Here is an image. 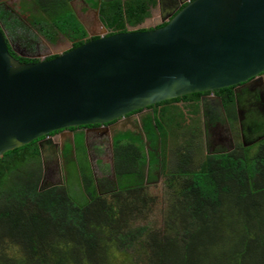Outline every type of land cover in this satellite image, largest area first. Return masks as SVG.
Listing matches in <instances>:
<instances>
[{
	"label": "trees",
	"instance_id": "1",
	"mask_svg": "<svg viewBox=\"0 0 264 264\" xmlns=\"http://www.w3.org/2000/svg\"><path fill=\"white\" fill-rule=\"evenodd\" d=\"M73 1L17 0L15 8L0 2L1 31L6 40L27 33L30 39L40 35L51 44L62 35L71 48L78 47L98 36H88ZM84 3L96 10L111 35L142 24L157 0ZM10 53L21 63L38 61ZM234 88L214 92L230 122L244 107L245 135L254 132L261 138L251 144L236 141L231 151L202 156L198 120L185 122L184 110L174 105L179 98L156 104L159 109L154 105L152 114L143 119L146 140L155 147L159 138L160 152L173 151L180 159L174 164L171 160L165 173L169 206L161 223L149 218L155 199L147 190L156 179L157 148L146 153L139 135L114 134L115 181L106 176L94 180L85 162L82 133L76 134L74 146L66 145L62 151L64 184L41 186L44 168L37 140L4 153L0 264H264V114L251 104L247 92ZM202 93L208 92L182 96L184 102L191 101L188 107L195 113ZM75 184L80 190L77 199L70 196Z\"/></svg>",
	"mask_w": 264,
	"mask_h": 264
},
{
	"label": "water",
	"instance_id": "2",
	"mask_svg": "<svg viewBox=\"0 0 264 264\" xmlns=\"http://www.w3.org/2000/svg\"><path fill=\"white\" fill-rule=\"evenodd\" d=\"M141 28L107 35L102 26L97 38L29 63L11 55L0 28V157L55 131L264 72V0H190L165 25Z\"/></svg>",
	"mask_w": 264,
	"mask_h": 264
},
{
	"label": "flooded vegetation",
	"instance_id": "3",
	"mask_svg": "<svg viewBox=\"0 0 264 264\" xmlns=\"http://www.w3.org/2000/svg\"><path fill=\"white\" fill-rule=\"evenodd\" d=\"M189 0H157V4L161 3L163 6L167 5L169 6L168 9L165 11V13L162 15V22H165L169 19L170 15L175 13L177 9L183 5L184 3H187ZM159 23V24H160ZM146 29V28H145ZM97 36V34H91L89 37ZM62 38L59 36L56 43L58 44L61 42L64 44V47L61 48L59 51L47 55L42 58H38L35 56H30L29 54L31 52H34L38 49L36 47V44L34 42V39L28 38V34H24V37L22 40H19V38H11L9 41V38H7L8 45L10 51H12L15 55L21 58H31V59H37V60H45L48 56L51 55H58L59 53L68 51L71 49L72 44L69 42L66 38L65 43L62 41H59V39ZM21 42V43H19ZM55 44V43H54ZM60 44V43H59ZM34 50V51H33ZM30 52V53H29ZM234 91L236 92H247L249 95V99L251 100V104H254L257 111H259L261 114H264V72L259 74L256 78L251 79L243 84H239L235 86ZM179 101L174 102V105L179 106L182 110L185 112L186 117V123H190V120L196 119L198 120L200 129H201V138H202V156L203 155H215L219 153H224L231 151L234 149L236 141L243 142L244 144H251L256 139L261 138L257 137L258 134L252 132L247 133L245 135V132L247 129H245V111L242 109H237V117L235 122H230L228 112L223 107V103L221 102L220 96H217L214 91H208V93H202L198 100V107L197 112H193L188 107L189 104H191V101L184 102L182 97H179ZM248 100V99H246ZM248 103H250L248 101ZM159 104V103H158ZM156 107H161L159 105L154 104ZM149 106L147 108L134 111L120 119L114 120L111 123L103 124V125H90V126H76L73 128H66L59 131H55V133H50L40 139L37 140L41 141V144L43 146V152L42 157L43 159L46 156H52L53 157V166L46 169V173H48V176L43 175V179H47L52 177V174L55 175V169L60 173L59 176H63V180L65 182V170H64V159L62 158V151L65 149L66 145L74 146L75 144V136L76 134L82 133L84 135V143L87 150V156L90 159H93V161L98 160V153L101 150L103 153V156H106L105 153L111 154V174L113 176L112 171V163H113V154H112V141L115 133L119 132H126L129 131L133 135H139L145 144V147L147 148L146 151H154L155 148H157L156 152L158 154V162L154 166L156 169L153 170V173L156 176L155 181L149 183L156 184V182L160 179V176H164L166 179L165 173H167L168 167L172 166L171 160L173 161V164L178 162L180 159L177 157L176 154H174L173 151H167L165 155H163L160 152L161 141L158 138L157 140V146L153 147L151 141L146 140V135L143 131V119L147 117L148 115L152 114L153 106ZM185 107V108H184ZM230 134L229 138L232 141V148L229 150L224 149L226 143H229L228 140L225 139V134ZM61 135V137H60ZM105 135L109 136V143L103 141L102 137ZM257 137V138H256ZM97 139L98 142H97ZM95 144L99 146H95ZM96 148V149H95ZM101 153V154H102ZM163 156V159H162ZM60 160V164H59ZM176 160V161H175ZM163 164L166 165L165 169L163 168ZM144 172L148 174L147 166L144 169ZM144 173V174H145ZM109 178V177H108ZM110 179V178H109ZM166 181V180H165ZM164 181V183H165ZM44 182V181H43ZM47 182V181H46Z\"/></svg>",
	"mask_w": 264,
	"mask_h": 264
},
{
	"label": "rangeland",
	"instance_id": "4",
	"mask_svg": "<svg viewBox=\"0 0 264 264\" xmlns=\"http://www.w3.org/2000/svg\"><path fill=\"white\" fill-rule=\"evenodd\" d=\"M0 2L4 3V6L6 7H12L15 8V2H17V0H0ZM73 9L75 10V13L78 17V19L82 22V24L85 26L88 35L91 34H102V25L98 19V15L96 14V10L95 9H90L88 7L87 4L84 3V0H74L71 3ZM169 6L167 5H162L161 3L156 4L151 10H150V16L145 19L143 21L142 24H140L139 26H141L142 28H154L155 26H157L163 19L162 15L165 13V11L168 9ZM138 27V26H136ZM30 32L32 34H35V31L30 29ZM59 41L64 42L65 39H63V36L60 35ZM9 38V37H8ZM15 38V37H14ZM18 38V37H17ZM23 37L19 38V40H22ZM11 38H9V41ZM34 42L37 43L36 47H38L37 50H33L34 52H29L30 56H35L38 58H42L45 57L47 55L53 54L57 51H59L61 48L64 47V44H62L61 42H59L58 44H51L49 42H47L46 40H44L40 35H37L34 39ZM11 43H13L11 41ZM21 43V42H19ZM65 43V42H64ZM178 130V129H177ZM175 131V128H174ZM109 136L105 135L104 137H102L103 141L106 142V146L107 143H109ZM99 139H97L98 142ZM95 146H99L100 144L97 145L95 144ZM96 149V148H95ZM100 150L98 153V160L97 161H93V159H91V161L94 164V174H95V178L96 179H100V177L103 176H107L111 179H113V176L111 174V154L109 153H105L106 156H103V153ZM88 161V162H87ZM87 161H85L87 164L91 165L90 159L88 158ZM59 164H60V160H59ZM51 166H53V157L52 156H46L43 159V172L46 171L47 168H50ZM51 169V168H50ZM49 172H45V175L48 176ZM59 172L55 169V175L52 174L51 178L47 179H43L44 183L41 184V186H51L54 184H59L60 182H63V176L61 174V176H59ZM47 181V182H46ZM164 181L165 178L164 176H160V179L156 182V184H151L148 186V193H150L151 196L154 197L155 201L154 204L152 205V209L150 211V217L153 220L158 221L159 223H161L162 218H163V213L166 212L168 206H169V201L167 199L166 196V189L164 186ZM64 184V182H63ZM79 186L77 187V185H72V187L70 188V196L73 199H77L78 196L80 195V190L78 189ZM137 223H140L139 221Z\"/></svg>",
	"mask_w": 264,
	"mask_h": 264
},
{
	"label": "clouds",
	"instance_id": "5",
	"mask_svg": "<svg viewBox=\"0 0 264 264\" xmlns=\"http://www.w3.org/2000/svg\"><path fill=\"white\" fill-rule=\"evenodd\" d=\"M190 1V0H189ZM186 4V3H185ZM136 28V27H135ZM179 98V97H178ZM152 106V105H151ZM141 138V137H140ZM142 139V138H141ZM143 140V139H142ZM144 142V141H143ZM147 148L145 147V150H146ZM148 151H146V153H147ZM90 159V158H89ZM90 162H91V165H90V167H91V170L93 171V177H94V180L96 181L97 179L95 178V174H94V169H93V167H94V164H93V162L91 161V159H90ZM147 166V165H146ZM43 175H44V172H43ZM145 176H147V174L145 173L144 174ZM106 176V175H105ZM107 177V176H106ZM102 179V177H100V180ZM107 179L108 180H116V178H115V176H114V174H113V179H109L108 177H107ZM64 182V181H63ZM63 182H60L59 184H61V183H63ZM100 187H103V185L102 186H98L97 187V190H99L100 189Z\"/></svg>",
	"mask_w": 264,
	"mask_h": 264
},
{
	"label": "bare ground",
	"instance_id": "6",
	"mask_svg": "<svg viewBox=\"0 0 264 264\" xmlns=\"http://www.w3.org/2000/svg\"><path fill=\"white\" fill-rule=\"evenodd\" d=\"M165 23V22H164ZM146 29H148V28H146Z\"/></svg>",
	"mask_w": 264,
	"mask_h": 264
}]
</instances>
